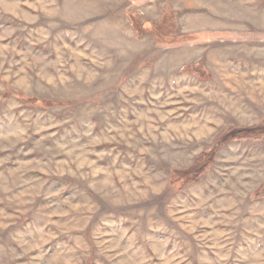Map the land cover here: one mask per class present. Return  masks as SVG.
<instances>
[{
    "label": "rangeland",
    "instance_id": "rangeland-1",
    "mask_svg": "<svg viewBox=\"0 0 264 264\" xmlns=\"http://www.w3.org/2000/svg\"><path fill=\"white\" fill-rule=\"evenodd\" d=\"M262 125L264 0H0V264H264Z\"/></svg>",
    "mask_w": 264,
    "mask_h": 264
},
{
    "label": "trees",
    "instance_id": "trees-1",
    "mask_svg": "<svg viewBox=\"0 0 264 264\" xmlns=\"http://www.w3.org/2000/svg\"><path fill=\"white\" fill-rule=\"evenodd\" d=\"M264 134V125L262 126H250L233 129L229 132L230 138H243L249 135ZM188 181L195 180V177L190 176V173L185 172L184 174ZM260 192L262 190H259Z\"/></svg>",
    "mask_w": 264,
    "mask_h": 264
}]
</instances>
